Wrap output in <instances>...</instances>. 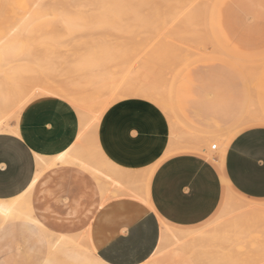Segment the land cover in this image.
<instances>
[{
    "label": "crops",
    "instance_id": "1",
    "mask_svg": "<svg viewBox=\"0 0 264 264\" xmlns=\"http://www.w3.org/2000/svg\"><path fill=\"white\" fill-rule=\"evenodd\" d=\"M198 95L202 97V92ZM189 101L199 102L192 98ZM4 108L0 105V177L4 178L0 200L8 202L24 193L31 215L41 226L56 234L81 237L88 248L71 246L51 250L47 242H37V230L28 231L27 223L13 220L0 231V264H27L22 258L33 253L36 257L44 254L41 264H89L98 252L111 256L117 264H182L184 260V264H189L191 257L192 262L199 261L196 264H264V248L229 249L228 233L220 237L210 234L205 238L194 235L220 207L224 183L244 197L264 201L261 180L264 125L247 127L264 122H251L234 129L221 152H215L212 159L195 149H180L163 156L148 173L145 162L149 160L138 156L140 147L151 146L157 150L151 154L154 159L169 143L162 142L159 147L151 143L150 137H132L130 134L135 131L130 124L129 136L101 134L96 127L84 130L75 107L55 95L34 97L14 112ZM175 111L188 132L192 128L220 129L239 116L237 109L223 101L188 109L178 105ZM181 136L179 142L188 143L185 146L198 142L195 135ZM91 142L96 144L92 164L79 155L82 147ZM61 155L69 159L76 155V159L83 160L85 166L88 163L91 172L97 175L72 162H55ZM39 159H45L49 167L37 165ZM219 164L220 168L216 166ZM241 174H251L254 178L241 180ZM140 193H146L148 199L140 197ZM86 207L88 222L82 231L55 226L58 212L63 211L68 221ZM129 224L131 237L127 244L108 250L109 243L123 234ZM179 229H185L183 234L190 233L179 239L182 233L179 234ZM175 242L185 244V253L183 247V252L176 253Z\"/></svg>",
    "mask_w": 264,
    "mask_h": 264
},
{
    "label": "rangeland",
    "instance_id": "2",
    "mask_svg": "<svg viewBox=\"0 0 264 264\" xmlns=\"http://www.w3.org/2000/svg\"><path fill=\"white\" fill-rule=\"evenodd\" d=\"M110 1L112 2V0ZM114 1L116 2L117 0H113V3ZM118 1L120 2V4L123 3L122 6L125 5L124 3H126L127 1L129 2V4L127 2L125 7L123 6L124 8L121 6L123 9L120 8L121 10L119 11V14L120 12L122 14L120 16L117 15V17H120H118L119 19L113 18L116 23V27L114 28V26L107 25V23L109 24V22L111 23V21L113 22L111 24H114L112 17H110L111 14L113 15V12L110 14H106L107 9L111 10L110 7L112 6V4H109V0H0V30L3 29L2 27L4 26L2 23H5V25H7L9 24V22L11 23L12 21H14L15 18L17 20L18 18L22 17V14H25L28 11L33 12V10H30L33 9L30 8L31 5L32 7H34V5L31 4L33 2H37V4L42 6L43 9L38 21L39 23H41V26L39 25L38 28L40 29V32L42 31V34L44 33L43 30H45V33L48 30L52 32V34L57 31L58 25L57 23L54 24V15H56L55 13H59L61 11H65L66 13L74 17L80 16L83 19L85 18L84 20H86L85 22H88V24L93 20L94 21L92 23L94 24L98 21L99 24H96L98 25V28L95 27L92 30V26L91 29L83 27L82 31H77V33L79 32L78 34L76 32H73V34L70 35L71 37H65L66 39L62 41L63 43L61 45V51H63L64 53L65 51L66 53L71 51L70 53H72V50L77 48L76 46H78L77 43L79 42L85 41V45H87L88 43L90 44V39L92 40L93 44V40H98L99 43V40L104 39L106 40L105 43L108 42V44L110 43L111 45L116 47L117 51L120 50V55L122 54V51L125 52L122 55H128V57L126 56L128 65L130 62L133 63V67L142 66L143 68L144 66H147V68H144V71L146 72V70L148 69L147 71L149 72L148 74H145L144 72V75L148 76L147 78L143 77V79L145 78V80H142L144 88H140V91L139 86L134 87V91H132L130 88L129 89L131 91L120 88L114 91L111 94L112 96H110V92L108 93L109 95H101L100 92L102 91L95 93V91L93 90L94 93L90 94L94 95H91V97H89L88 90L91 89H87V87H84V89L83 87L79 89V87H77L76 90L79 91V94L83 96H81V100L85 101L82 102V104L85 103L86 106H91L92 109H104L103 112L107 113L109 120L119 117L122 122L127 123L128 126L129 124L132 126L135 125L139 114L144 111L145 106L162 103L156 106L161 108V106L163 105V109H161L165 111L164 113L168 115H175V117L182 124H184V121L179 113H176V111L174 112L178 105L188 109L196 108L199 106H208L223 101L228 104L229 107L237 109L239 113L241 110L243 112L229 123L227 121L226 126L220 128L231 132L232 135V131H234V129H237L239 126H242L244 124L251 123V121L241 123L244 113L264 117V0H198L200 4L197 3V0H194V2L189 0H180L181 3L179 0ZM184 2L186 5L184 4ZM195 3L197 5L193 6ZM130 4L133 7H129ZM182 4L184 5V7ZM108 5H110V7ZM131 7L134 9L131 10L132 12L136 11V14H138L137 12L139 11L138 16L134 15V12H131L132 14L129 13V9ZM167 7L169 8L167 9ZM198 7L199 9H197ZM127 8L129 9L127 10ZM124 9L129 11L128 15L127 11L125 12ZM199 10L201 13L199 12ZM170 11H173L177 14H174L173 12L171 13ZM123 12L124 15L126 13V16L123 15ZM169 12L171 13V15ZM154 13H156L157 16H153L152 14ZM192 13L195 14L192 15ZM114 14H118V12ZM142 14L144 17L142 16ZM144 14H147L149 17L145 16ZM196 14H198L197 18L196 16H194ZM114 16L115 15H113V17ZM175 16L176 18H174ZM187 16H190V20L194 19L193 17H195L197 20L194 19L190 22L192 23L194 21L195 23L196 21H198L199 24L196 22V25H192L191 23L187 22ZM199 16H201L199 18L200 20L198 19ZM137 17L138 19L142 17L145 19L142 18V20H138ZM147 17L148 21H146ZM133 18L136 19H134V21L137 24L133 23ZM131 21L133 23V26L131 24ZM86 23L85 26H87ZM101 23L105 25L102 26ZM147 23L148 25L145 27L144 25ZM167 23L168 25L166 26ZM197 25L198 27H196ZM171 26H173L175 29L173 27L170 28ZM180 26L183 29L181 31L179 28ZM41 27L45 29H42ZM189 30H193L191 31L193 32V34L197 32L195 33L196 35L191 37L190 33H186L189 32ZM154 32H157L160 35L158 36L157 34V37ZM179 34L182 36H180ZM185 34L189 36L187 37L186 41H183V38L186 39ZM178 36L181 37L180 42ZM79 37H81V40ZM152 38L153 40H151ZM188 38H191L189 42ZM165 41L167 44L164 43ZM171 43H173V45ZM177 44L181 45V47ZM183 46L185 47V49L178 50ZM82 47H84V45ZM161 48H163L164 50H161ZM168 50L170 52H168ZM183 50L185 51L183 52ZM188 50H191V52ZM113 51H115V49ZM164 51L168 52V54H171L167 55V53ZM180 51L182 52L180 53ZM162 54L163 56L161 57ZM188 54H191L192 56H189ZM166 57H168L169 59H167ZM171 57H174L173 60L171 59ZM165 59L167 62L165 61ZM118 61L120 62V60ZM135 61L137 63H135ZM144 62L146 65L144 64ZM119 65L120 64H114V66L116 67H118ZM175 66H177V68ZM116 67H114L115 70L117 69ZM152 72L156 74H153ZM149 74L151 76H149ZM153 75H155V77L157 78H154ZM145 82H147V84ZM171 84H173L175 87L172 85L171 88ZM148 90L152 93V95L151 93L149 94ZM106 92L107 91L104 90V93ZM199 92H202V97L198 95ZM136 93H138V95ZM142 93H145L144 96L142 95ZM83 94H85V96ZM98 94L101 98L98 97ZM103 95L108 96L106 97L107 99ZM150 95L152 96V99ZM92 97L94 99H92ZM96 97L98 99H96ZM191 98L197 99L199 102L192 103L191 101H189ZM101 100H106L107 104L109 105L104 106L103 103H100ZM249 101L251 103H249ZM245 103L249 105L246 107ZM245 107L247 110H245ZM181 112H184V110L182 109ZM260 121L264 122L263 119ZM256 125H264V123H258L255 125L252 124L247 127ZM214 130H219V128H216ZM212 151L220 153L221 149L215 148ZM216 166L220 168V164ZM223 186L224 188L220 207H218L212 217H214L215 214L219 211L226 197L227 199L231 200L232 203H235V209H241L242 212L244 210L243 208H241L243 203L260 202L264 204V201L249 199L236 193L226 183H224ZM237 204H240V206H238ZM86 209L87 207L83 208L78 216L73 217L68 221L64 219L63 211L58 212L59 215L56 216L57 219L55 220H57V222L55 223V226L61 229L82 231L88 222V216L87 214H85ZM261 223L262 221H258L255 223L254 220L251 219H248L246 221L235 220L231 221L227 226H222L217 231L213 230V228L211 227L210 232L207 236H209L210 234H212L213 236H219L222 233H228L230 239L227 248L229 249H238L242 251L246 249L264 248V224ZM43 257V253L40 254L39 257H36V254L33 253L27 255L26 257H23L22 259L27 264H41Z\"/></svg>",
    "mask_w": 264,
    "mask_h": 264
},
{
    "label": "bare ground",
    "instance_id": "3",
    "mask_svg": "<svg viewBox=\"0 0 264 264\" xmlns=\"http://www.w3.org/2000/svg\"><path fill=\"white\" fill-rule=\"evenodd\" d=\"M168 1H170V0H168ZM189 1L194 2V0H189ZM109 2H110L109 4H112V6L110 7V5H108L111 8V10L105 8V9H107L106 14H110L113 12V15H115V16L113 17L112 14L110 15V17H112V20L114 21V24H111V23H113L112 21H111V23L109 22L111 20L110 19L108 21L109 24L107 23V25L114 26V28H115L116 23H115L114 19L115 18L117 19L122 14L121 12L119 14V11L121 10L120 8H122L123 6L125 7V5L128 1L126 3H124L125 5H123V6H122L123 3L120 4V2L118 0L116 2L114 1V3H113V0H112V2L109 0ZM180 3H181V1H180ZM197 3H199V1ZM31 4L34 5V7H32V5L30 7V8H33V9H30V10H33V12L28 11L27 13L22 14L23 15L22 17L19 16L20 18H18L17 20L15 18L14 21H12L11 23L9 22V24H7V25H5V23H2L4 26L2 25L3 29L0 30V105H3L7 110H9L11 112H14V111L20 110V108H22L29 100H31L34 97H37L40 95H55V96H59L65 100H67V102L71 103L73 105V107H75V109L78 113V116H79L80 124L84 130H87L91 127H96V128H98V130L100 131L101 134H105V135L110 134V135H114L116 137L129 136V134H128V127L129 126L127 123L122 122V120L119 117H116L112 120H109L107 113L103 112L104 109H99V108L92 109L91 106L88 107V106H86L85 103L82 104V102H85V101L81 100L83 96L81 94H79V91H77L76 89H77V87H79V89L82 87H83V89H84V87L85 88L87 87V89H91V90H88L89 97H91V95H94V94H90V93H94L93 90L95 91V93L102 91L103 93L100 92L101 95L102 94H106V95L110 94V96H112L111 94L114 91H116L120 88H122V89L124 88L125 90L131 89L132 91H134V89H135L134 87L139 86V91H140V88H144L142 80H145V78L143 79V77L147 78V76H148V75L147 76L144 75V72H145L144 68H147V66H144L143 68H142V66L141 67H139V66L133 67L132 66L133 63H130V62H129V65H130L129 66L128 62H127V58H126V56L128 57V55L127 54L122 55L125 53L124 51H122V54L120 55L121 51L120 50L117 51L116 47H114L110 43L109 44H108V42L105 43L106 40H104V39L99 40V43H98V40H95V41L93 40L94 44L92 43V40L90 39V44L88 43L87 45H85V41L79 42L80 44L77 43L78 46H76L77 47L76 49L72 50V53H70L71 51L69 50L70 52L66 53V51H65V53H66L65 54L63 51H61V45L63 43L62 41H64V39H66L65 37H67V36L71 37L70 35L73 34V32L77 33V31H79V30L82 31L83 27L84 28L87 27L88 29H91L93 27L92 30L95 27L98 28V25H96L98 23V21H97V23L94 24V23H92L94 21L93 20L91 22L93 25L90 22L88 24V22L87 23L85 22L86 21V20H84L85 18L83 19L80 16L74 17L72 15H69L65 11H63L64 13L61 11L59 13H55L56 15H54L55 16L54 17V24L57 23V25H58L57 31H55L57 33L54 32L52 34V32H50L48 30L45 33V30H43L44 33L42 34V31L40 32V29L38 28L39 25L41 24L38 21H39V17L41 16V12L43 11L42 6L38 5L37 2H33ZM128 4H129V2H128ZM184 4H185V2H184ZM171 5H172V3H171ZM196 5L197 4L195 3L193 6H196ZM130 6H132V5L130 4L129 7ZM198 6H200V5H198ZM132 7L130 9L127 8V10L129 9L130 12L125 10V9H124V11L125 12L127 11V15H128V12L130 14H132L134 12V15L138 16L139 11L137 12L138 14H136V11L132 12L131 11L133 9ZM183 7H184V5H183ZM168 8L169 7H167V9ZM170 8H172V7H170ZM197 9H199V7ZM202 10H203V8H202ZM116 12H118V14H114ZM193 12H194V10H193ZM199 12H200V10H199ZM171 13H170V15H171ZM195 13H192V15ZM174 14H177V13H174ZM117 15H119V16L117 17ZM123 15H124V12H123ZM152 15L155 16L156 13H154ZM184 15H186V14H184ZM197 15L198 14H196L194 16H196V18H197ZM124 16H126V13ZM142 16H143V14H142ZM145 16H148V15L146 14ZM148 17L146 18V21H148ZM185 17H183V18H185ZM187 17L189 20V21L187 20V22H189V23H191L190 22L191 20H194V19L197 20L195 17H193L194 19H191V20L189 18L190 16H187ZM200 17L201 16H199L198 19ZM142 18H139V19L142 20ZM159 18H158V20H159ZM174 18H176V16ZM134 19L135 18H133V21H134ZM137 19H138V17H137ZM143 19H145V18H143ZM90 20H91V17H90ZM196 22L198 23V21H196ZM196 22L194 23V21H193L191 24L196 25ZM85 23L87 26H85ZM102 23H105V22H102ZM102 23H101V25L104 26L105 24L103 25ZM133 23H136V22L134 21ZM133 23L131 21L132 26H133ZM141 23H142V21H141ZM168 23L166 24V26L168 25ZM138 24H140V23H138ZM143 24H144V22H143ZM163 24H164V20H163ZM94 25H96V26H94ZM147 25H148V23L145 24L144 26L146 27ZM141 26H142V24H141ZM172 27L173 26H171L170 28H172ZM196 27H198V25ZM179 28H180V31L183 30L181 28V26ZM42 29H45V28H42ZM58 31H59V33H58ZM134 31H136V30H134ZM172 31H170V32H172ZM191 31H193V30H189V32H186V33L187 34L190 33L191 37L195 36L196 35L195 33H197V32H195L193 34V32H191ZM47 32H48V34H47ZM154 33L157 36L158 33L157 32H154ZM147 34H148V32H147ZM182 34H183V31H182ZM159 35L160 34H158V36ZM153 36H154V34H153ZM180 36H182V35H180ZM185 36H186V39L183 38V41L184 40L186 41L187 37L189 35L185 34ZM62 38H63V40H62ZM79 38L81 40V37H79ZM160 38H162V37H160ZM164 39H165V35H164ZM178 39L180 42L181 37H179ZM151 40H153V38ZM189 40H191V38L190 39L188 38V42H189ZM95 42H97V43H95ZM101 42H103V43H101ZM164 43H166V41ZM82 44L84 45V47H82L83 46ZM161 44H163V43H161ZM171 44L173 45V43H171ZM108 45H110V46H108ZM177 45H179V44H177ZM80 46H81V48H80ZM167 46H169V45H167ZM179 46L181 47V45H179ZM183 47L179 48L178 50L185 49V47L184 48ZM163 48H161V50ZM114 49H115V51H113ZM169 50H168V52L171 51V50L170 51ZM184 51L185 50H183V52ZM188 51L191 52V50H188ZM156 52H158V51H156ZM164 52H166V51H164ZM168 52H166L167 55L171 54V53L168 54ZM181 52L182 51H180V53ZM197 53H198V51H197ZM188 55L192 56L191 54H188ZM162 56H163V54L161 55V57ZM164 56H165V54H164ZM181 56H183V55H181ZM157 57H158V55H157ZM166 58L169 59L168 57H166ZM173 58L171 57L172 60H173ZM186 59H184V60H186ZM118 60H120V62ZM129 61H130V59H129ZM165 61H166V59H165ZM180 62H181V60H180ZM135 63H137V62L135 61ZM161 63H159V64H161ZM114 64H120V65L118 67H116V66H114ZM144 64H145V62H144ZM161 65H163V64H161ZM177 65H178V63H177ZM114 67H116L117 69L115 70ZM159 67H160V65H159ZM175 67L177 68V66H175ZM147 70H146L145 74L149 73ZM153 74H156V73H153ZM162 75H164V74H162ZM149 76H151V75L149 74ZM153 76H154V78H157V77H155V75H153ZM145 83L147 84V82H145ZM172 85L173 84H171V88H172ZM158 86H160V85H158ZM104 90H106L107 92L104 93ZM148 92H149V90H148ZM150 93L151 92H149V94ZM136 94L138 95V93H136ZM144 94L145 93H142L143 96H144ZM83 95L85 96V94H83ZM106 95H103V96H105V98H106V97H108ZM151 95H152V93H151ZM160 95H161V93H160ZM99 96L100 95L98 94V97ZM94 98H95V96H94ZM94 98L92 97V99H94ZM99 98H101V97H99ZM96 99H98V98L96 97ZM151 99H152V96H151ZM109 102H112V101H109ZM100 103H103L104 106L109 105V104H107L106 100L105 101L101 100ZM249 103H251V102L249 101ZM158 104H162V103H158ZM158 104H156V105H158ZM156 105L152 104V105H147L144 107V111L141 114H139L135 125L131 126L133 128V130L135 131L134 134H130L132 137H144V138L150 137V138H152L151 143H153L154 145L159 146V147H160L162 142H164L165 144L169 143V147L166 148V150L162 154H160L159 156H155L154 159H152L153 155H151V154H152V152H155L157 150H154L151 146L140 147L141 151L138 153V156H143V158L147 157L149 160V161L145 162V159H143L144 162L148 164V173L150 172V170L153 168L154 164L159 159H161L163 156H165V155H167L173 151H176V149L177 150L186 149V148L195 149L198 152H201V153L207 155L208 157L213 158V153L215 151H212L213 150L212 146H214V148L222 149V147L224 146L225 140L227 139V137L231 133V132H228L224 129L200 131L201 129H199V128H195V130L198 129V131H195L192 128L193 130L190 129L188 132L187 127H183V124L175 117V115H168V114L162 112V109H163L162 106L163 105L161 106L162 109L160 107H157ZM248 105L245 103L246 107ZM246 107H245V110H247ZM242 113L243 112L241 110L239 115ZM262 119L264 120V117H259L256 115H250L249 113H244L243 120L241 123H244L247 121L248 122H250V121L251 122H258ZM3 121H5V120H3ZM11 130H13V129H11ZM92 131H95V129H92ZM180 134L181 135L184 134V135L189 136V137H194V135H195V137H196L195 140L196 141L198 140V142H195V144H193V142L190 143V144H193L192 146H185V144H188V143H185L183 141L182 142L184 143V145H183V143L180 144L181 141L179 142V139H178L179 137L182 139V136ZM93 135L94 134H92L90 136H93ZM96 136H94V137L96 138ZM207 136H208V138H207ZM91 139H93V138H91ZM99 141H100V139H99ZM94 142H96V141H94ZM109 142H113V141H109ZM80 143H83V141H81ZM109 144H111V143H109ZM82 145H84V144H82ZM102 145L103 144L101 143V146ZM105 145H107V144H105ZM111 146H112V144H111ZM97 148H99V147H97ZM102 148H103V146H102ZM104 148H106V147H104ZM103 152L108 154L104 149H103ZM94 153H96V144L91 142L87 146L82 147L79 155L82 158L87 159L88 163L92 164L93 163V156H95ZM134 154L137 155L136 153H134ZM112 158H114V157H112ZM115 159H117V158H115ZM44 160L45 159H43V160L39 159L37 165L42 166L44 168H45V166L49 167L47 164L44 163ZM54 161L55 162H61V163L62 162H72V163L77 164L80 167L82 166V168L84 167V169L86 168V170L91 172V168L89 167L90 165L87 163V166H85L83 160L76 159V155H74V158H72V159L66 158V157H64V155H61V156H58L57 158H55ZM42 167H39V168L42 169ZM93 172H91V174H93ZM93 175H95V174H93ZM36 177L37 176H35V178ZM104 178H105V176H104ZM98 180H99V178H98ZM100 182H103V181H100ZM103 183H106V182H103ZM134 184H136V183H134ZM117 194H122V193H117ZM123 194H125V193H123ZM139 196L142 198L148 199V196L146 195V193H140ZM105 197H107V195H105ZM28 202H29L28 198H24V193H23V196L13 198V199L9 200L8 202L0 200V231L5 227L7 228L9 226L8 224L11 223L13 220H21V221L27 223V230L28 231H32L34 229L37 230L36 234H35L37 242H43V241L47 242V244L49 245L51 250H57V249H60L62 247H71V246H84L85 248H88L87 244L85 245L83 238H81V237L64 236V235L56 234L54 232L46 230L31 215V213H30L31 211L29 209L30 206H29ZM238 206H240V204ZM241 208L244 209L243 212L241 211V209H235V203H232L231 200L227 199V197H226L221 208L215 214V216L208 222V224L201 226L198 229V231L196 232V234H194L193 232H195L197 229L196 228H195L196 230L192 229V231L195 230L192 232V235L194 234V235H196V237L198 236V238L199 237L205 238V236H207L209 234L211 227L213 228V230L217 231L222 226H227L228 224H230L231 221H235V220L246 221L248 219H251V220H254L255 223L258 221H262L261 224H264V204L258 203V202H255V203H249L248 202V203H243ZM174 228H176V227H174ZM223 228H225V227H223ZM183 231H185V229H183ZM183 231L179 229V234L181 233L180 237L178 235L179 239L181 238V236H182V239H184L186 236L185 234L188 235V233H190V232H188V233L184 232L185 234H183ZM186 231H188V230H186ZM177 232H178V230H177ZM189 235H191V234H189ZM192 235L190 237H192ZM176 237H177V235H176ZM196 237L193 236L192 239L193 238L196 239ZM195 239H194V241H195ZM185 241H187V240L185 239ZM188 241H190V239H188ZM172 245H174V243L170 244V246H172ZM175 245H178V247H176L177 248L176 253H177V250H179L180 252L184 251V253H185V248H184L185 244H183V243L177 244L176 243ZM191 245L192 244H190L189 247ZM182 247L184 248L183 251L181 250ZM186 247H188V246H186ZM178 248H180V249H178ZM7 253H8V251L6 252V254ZM188 259L190 260V262H189V260L187 262L189 264H196V262L198 261V260H193V262H192L191 259H194L192 257L188 258ZM196 259H198V258H196ZM232 260H235V259H232ZM0 261H2V259H0ZM184 262H185V260H184ZM184 262H182V264H184ZM219 262H220V259H219ZM198 263H199V261H198ZM216 263H218V262H216ZM1 264H3V263H1ZM203 264H205V263H203Z\"/></svg>",
    "mask_w": 264,
    "mask_h": 264
},
{
    "label": "snow or ice",
    "instance_id": "4",
    "mask_svg": "<svg viewBox=\"0 0 264 264\" xmlns=\"http://www.w3.org/2000/svg\"><path fill=\"white\" fill-rule=\"evenodd\" d=\"M261 168L264 169V164L261 165ZM5 170L6 166H5ZM254 177L251 174L244 175L241 174L240 179L241 180H252ZM261 180L264 181V175L261 176ZM4 183V178L0 177V185H3ZM32 183H35V181H32ZM135 216L132 217L133 220H135ZM131 237V232H130V224L128 227L124 229L123 234H118L117 237L108 245V250L116 247V246H125L128 242V240ZM97 258L94 260L90 261L89 264H117L116 261H113L111 256L105 255L104 252H98Z\"/></svg>",
    "mask_w": 264,
    "mask_h": 264
},
{
    "label": "built area",
    "instance_id": "5",
    "mask_svg": "<svg viewBox=\"0 0 264 264\" xmlns=\"http://www.w3.org/2000/svg\"><path fill=\"white\" fill-rule=\"evenodd\" d=\"M212 149H215L214 146H212Z\"/></svg>",
    "mask_w": 264,
    "mask_h": 264
}]
</instances>
